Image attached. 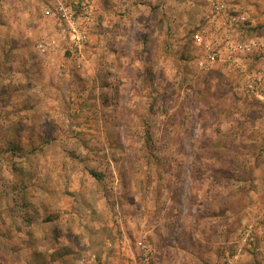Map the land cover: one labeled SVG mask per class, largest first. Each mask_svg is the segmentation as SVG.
<instances>
[{
    "label": "rangeland",
    "instance_id": "rangeland-1",
    "mask_svg": "<svg viewBox=\"0 0 264 264\" xmlns=\"http://www.w3.org/2000/svg\"><path fill=\"white\" fill-rule=\"evenodd\" d=\"M263 145L264 0H0V264H259Z\"/></svg>",
    "mask_w": 264,
    "mask_h": 264
},
{
    "label": "built area",
    "instance_id": "built-area-1",
    "mask_svg": "<svg viewBox=\"0 0 264 264\" xmlns=\"http://www.w3.org/2000/svg\"><path fill=\"white\" fill-rule=\"evenodd\" d=\"M54 14L59 22L61 28V38L67 40L70 44V52L77 58L83 57V49H85L87 42L89 41L91 32V22L93 20L89 13V7H85L84 15H76L72 7L64 2L59 1L54 4ZM258 230V229H257ZM261 228L259 229V231ZM263 232L259 233V236ZM240 240L250 248L253 247L255 251H260L261 248L254 246L257 240L256 229L252 225H245L239 231ZM226 264H243L241 260V254L229 256L226 259Z\"/></svg>",
    "mask_w": 264,
    "mask_h": 264
},
{
    "label": "crops",
    "instance_id": "crops-1",
    "mask_svg": "<svg viewBox=\"0 0 264 264\" xmlns=\"http://www.w3.org/2000/svg\"><path fill=\"white\" fill-rule=\"evenodd\" d=\"M261 169V175H253L250 177L252 180L251 182L254 181V184H256L257 187L252 188L249 192L250 199L257 201V198H259L260 200L258 203V207H260L261 209H258V211H261L260 213L263 215L260 222V232L262 231L263 233L259 236V239L257 238L254 246L261 248V250L255 251L253 247H247H249V249H251V251L254 253L256 261L259 262V264H264V168ZM250 208L254 207L251 206ZM227 212H232V210L229 208ZM259 212L257 214H259ZM256 218L257 217H252V219L250 220L252 223L249 225L255 227L257 231L258 222H256ZM245 225H247V223L244 224V226ZM205 232L206 234L203 238L195 236V240L197 241L198 245H192V256L190 251L188 252V255L192 258V260H194V264H223V256H221L218 251V248L222 246L221 244L224 240L220 235L221 229L215 228L214 226L210 225L205 227ZM204 242L206 243L205 246L202 244ZM200 244L201 247H199ZM241 260L243 264H249L250 262V259L248 260L247 256H241Z\"/></svg>",
    "mask_w": 264,
    "mask_h": 264
}]
</instances>
